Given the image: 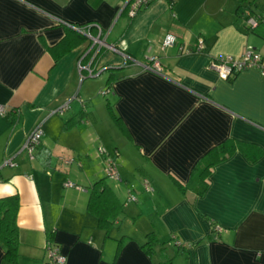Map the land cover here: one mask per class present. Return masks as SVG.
Returning <instances> with one entry per match:
<instances>
[{
  "label": "crops",
  "instance_id": "crops-1",
  "mask_svg": "<svg viewBox=\"0 0 264 264\" xmlns=\"http://www.w3.org/2000/svg\"><path fill=\"white\" fill-rule=\"evenodd\" d=\"M125 1L0 0V197L19 198L16 264H45L48 238L67 264H264V67L225 80L208 68L248 48L264 59V23L249 29L243 21L264 13V0H178L171 8L154 0L133 18ZM68 30L87 39L72 36L62 48ZM166 34L176 41L161 49ZM94 54L105 78L80 82L77 63ZM151 55L165 75L143 68ZM35 127L43 134L30 159L23 145ZM228 140L236 149L209 168L196 194L202 157ZM106 157L124 171L112 185L123 212L107 233L87 210L85 188L104 176ZM176 181L187 185L183 193ZM148 232L158 241L152 254L141 247ZM3 254L0 243V264H10Z\"/></svg>",
  "mask_w": 264,
  "mask_h": 264
},
{
  "label": "trees",
  "instance_id": "trees-1",
  "mask_svg": "<svg viewBox=\"0 0 264 264\" xmlns=\"http://www.w3.org/2000/svg\"><path fill=\"white\" fill-rule=\"evenodd\" d=\"M152 1L154 0H151L150 2H148V4H150ZM177 1L178 0H167L166 2L168 6L171 8L172 5ZM148 4L146 5L148 6ZM127 8H128V4H125V6L123 7V12H126ZM261 13L262 12H259L256 15ZM85 27L87 29H90L91 31V29H93L94 26L92 25L90 26L89 24H87L85 25ZM71 32L72 31L69 30L66 32L64 38L60 41L61 42L59 44L60 47L62 48L66 47L65 49H69V47L71 46V41L73 40L71 38L72 36L76 37L77 42H84V40L87 39L86 35L82 33L81 30H79V32L76 33L75 32L71 33ZM85 57L87 58L88 56L86 55ZM107 77H108L107 83H110L111 80L114 78L112 73H108ZM108 111L111 114V117L115 122V124L118 125L122 133L129 138L126 126L123 124L120 117L113 112L110 105L108 106ZM235 149L236 146L234 142L228 140L217 144L216 147L212 148L211 150H209L207 153L204 154V156L202 157L203 159H201V162L204 165L202 167H199L198 169L199 171L195 175V177L197 176V178L201 181V183H204V187L199 188L196 194L203 193L206 185V182L204 181L207 175L209 174V168L217 161H221L228 158V156ZM106 177L96 179L94 183H92L90 186H85V188H87V191L89 192L87 210L95 215L97 219V224H99L102 228H104L107 233L111 228V226L114 224L113 222L118 220L117 218L119 217V215H121V212H123L122 210L124 204L122 203L121 200L117 198L114 188L108 183ZM176 184L178 186V189L183 193L187 185H183L182 183L180 184L177 181ZM128 195L126 197L127 202H133V200H128ZM19 206L20 203H19L18 194H12L10 196L0 197V243L2 245L3 253H4L3 260L10 264H16L17 258L19 256L18 247L20 244V240L18 239V236H19L20 228H18L17 225V217H18L17 213ZM212 231H213L212 236H214V238H217L218 231L216 230L215 224L212 227ZM146 237H147L146 242H144L141 245V247L146 254H152L153 251H155V247H156L155 245H157L158 241L155 237V234H153V232H148ZM122 239L124 238L122 237L121 239L118 240V246L122 244L123 241ZM173 245L178 246L177 248L178 252L182 251L181 250L182 247L178 241H174ZM161 264H176V263H174L173 259H168L161 261Z\"/></svg>",
  "mask_w": 264,
  "mask_h": 264
},
{
  "label": "built area",
  "instance_id": "built-area-1",
  "mask_svg": "<svg viewBox=\"0 0 264 264\" xmlns=\"http://www.w3.org/2000/svg\"><path fill=\"white\" fill-rule=\"evenodd\" d=\"M151 0H126L125 4H128V13L130 15H134L136 10L145 5L148 4ZM167 1V0H164ZM243 21L245 22L246 28L249 29H255L259 26L261 22H264V13L261 14H251L247 13L245 15V18H243ZM165 38L162 41V46L161 49L167 46H172L174 45V42L176 41V37L173 36L172 34H166L164 36ZM106 49L110 51H114L117 53H120L122 55V62L123 64L126 63H135V59L129 55L125 54L124 52L120 51L118 48H116L115 45H110V44H104ZM198 50L201 48V39L198 41ZM96 57V54H94V58L89 61V63H82L81 59L78 61L77 66L79 70V77L82 78L84 76L86 77H94L98 75L101 72V68L97 66L94 62V59ZM138 64V63H137ZM251 67H256V68H262L264 67V59L260 56L259 53L255 52L253 49L248 48L246 49L242 54L239 56H232V55H224L221 57H217L212 59V61L209 63L208 68L215 71L219 78L222 80H225L235 74L237 72L249 69ZM143 68L147 71H152L156 74L159 75H165L164 74V66L160 62L158 56L151 55L148 57V65H144ZM102 93H106L105 90L102 91ZM67 104L63 105L62 107L58 108L57 112H63L64 110L67 109ZM6 114V108L5 106L0 104V116H5ZM43 132L40 127H35L34 130L31 132V134L26 138L24 141L23 148L26 151V154H28L30 159H33L34 157V151L37 147V145L40 143V138L42 136ZM100 151H102L100 149ZM108 158L106 157V167H105V172L106 175L109 176V178H112L116 180L118 178V174L116 171V168L113 165V162L111 160H107ZM5 164H10L14 165V162H12L11 159H8L4 161ZM67 187H75L77 189H82L77 185H74L72 182H66L64 184ZM143 189L146 192H152L153 187L150 185L149 181L147 179H144L143 183ZM135 199L134 196L129 195L128 200H133ZM44 251H45V264H67L65 255L63 254L62 250H60V247L58 244L54 243L52 239L46 240L45 245H44Z\"/></svg>",
  "mask_w": 264,
  "mask_h": 264
},
{
  "label": "rangeland",
  "instance_id": "rangeland-1",
  "mask_svg": "<svg viewBox=\"0 0 264 264\" xmlns=\"http://www.w3.org/2000/svg\"><path fill=\"white\" fill-rule=\"evenodd\" d=\"M104 75H105V73H102V74H100V75H98V76H94V77H86V76H84V77H82V78H80L79 79V81L80 82H85V81H88V82H96L97 80H101L102 81V79H104L105 77H104ZM97 96H99L98 94H97ZM100 98V97H99ZM120 149V148H119ZM121 150V149H120ZM121 152H122V154H123V157L125 156V153L123 152V150H121ZM107 155V154H106ZM84 160H83V163H85V160H87L85 157L83 158ZM111 160V162H113V165H114V167L116 168V171H117V174H118V178L116 179V180H120L121 179V174L120 173H123L124 171H122V164L123 163H120V162H117L116 160H113L111 157H109L107 160ZM118 159V158H117ZM123 160V159H122ZM122 160H121V162H122ZM81 162H82V160H81ZM128 163L129 162H126V161H124V164L126 165L125 167H127V165H128ZM86 164V163H85ZM89 167V165H87L84 169L86 170L87 168ZM105 167H106V162H104V166H103V168H102V173H103V175L104 176H102V177H106L107 175H106V172H105ZM79 171H80V169H79ZM120 171V172H119ZM101 177V178H102ZM132 180H133V178H131ZM106 180L108 181V183L112 186L113 185V182L115 181L114 179H112V178H109L108 176L106 177ZM66 181V180H65ZM66 183V182H65ZM64 183V184H65ZM131 191H132V186H131V189H130ZM123 195H124V193H122L121 194V196L123 197ZM124 200H126V198L124 199ZM147 207H145L143 210V213H142V215H140V216H138L137 218H136V220L140 223L141 221H145V219H147L148 218V215H146V213H148V210L146 209ZM181 262V260L179 259V257H177V258H175L174 259V263H176V264H179Z\"/></svg>",
  "mask_w": 264,
  "mask_h": 264
},
{
  "label": "bare ground",
  "instance_id": "bare-ground-1",
  "mask_svg": "<svg viewBox=\"0 0 264 264\" xmlns=\"http://www.w3.org/2000/svg\"><path fill=\"white\" fill-rule=\"evenodd\" d=\"M145 6H147L146 4L145 5H143V6H141V7H139L137 10H136V12L134 13V15L132 16V15H130L129 13H128V11H127V13L129 14V16L130 17H135L136 16V13L138 12V11H140V10H142V8H144Z\"/></svg>",
  "mask_w": 264,
  "mask_h": 264
},
{
  "label": "clouds",
  "instance_id": "clouds-1",
  "mask_svg": "<svg viewBox=\"0 0 264 264\" xmlns=\"http://www.w3.org/2000/svg\"><path fill=\"white\" fill-rule=\"evenodd\" d=\"M100 74V73H99Z\"/></svg>",
  "mask_w": 264,
  "mask_h": 264
}]
</instances>
